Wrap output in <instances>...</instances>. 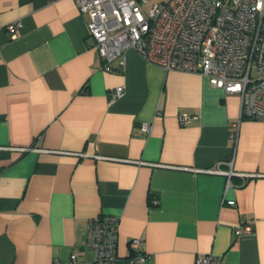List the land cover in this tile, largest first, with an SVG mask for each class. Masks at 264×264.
I'll list each match as a JSON object with an SVG mask.
<instances>
[{"label": "crops", "instance_id": "1", "mask_svg": "<svg viewBox=\"0 0 264 264\" xmlns=\"http://www.w3.org/2000/svg\"><path fill=\"white\" fill-rule=\"evenodd\" d=\"M88 20L75 0H0V264L91 262L104 215L119 218L117 264L132 239L150 256L136 264H264V122L231 139L238 95L134 49L106 71Z\"/></svg>", "mask_w": 264, "mask_h": 264}, {"label": "built area", "instance_id": "2", "mask_svg": "<svg viewBox=\"0 0 264 264\" xmlns=\"http://www.w3.org/2000/svg\"><path fill=\"white\" fill-rule=\"evenodd\" d=\"M88 17L89 38L105 62L104 69L136 50L148 63L166 71L200 74L227 95L240 97V118L233 123L230 138L238 140L243 119L264 122V0H75ZM22 21L6 27L12 38ZM115 91L113 98L122 95ZM192 119L180 115L184 125ZM149 131L148 124L143 126ZM207 173L223 174L220 170ZM229 177L240 174L228 173ZM235 205V201H228ZM119 218L104 215L88 226L87 246L94 252L91 262L73 252L68 262L54 264H117ZM251 222L243 221L235 235L252 233ZM141 240L132 239V264L144 263L149 255L140 250ZM196 264H222L212 255H200Z\"/></svg>", "mask_w": 264, "mask_h": 264}]
</instances>
